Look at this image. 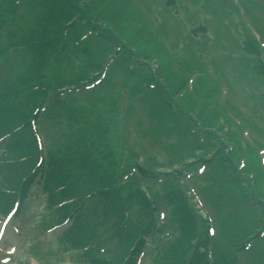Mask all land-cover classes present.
Here are the masks:
<instances>
[{"label":"rangeland","instance_id":"1","mask_svg":"<svg viewBox=\"0 0 264 264\" xmlns=\"http://www.w3.org/2000/svg\"><path fill=\"white\" fill-rule=\"evenodd\" d=\"M24 1H7L3 8L9 17L15 6L28 32L39 18ZM71 1L78 6L71 11L75 25L62 27L43 75L61 67L64 75L77 72L92 58L97 70L57 92L73 109L70 118L55 123L39 114L34 131L43 145L60 133L59 142L79 135L85 153L112 171L122 194L139 188L153 209H163L153 210V217L160 214V232L169 234L148 241L137 264H151L152 254L172 237L183 242L181 230L174 234L170 226L166 192H180L199 222L186 228L194 236L176 252L183 264H195L197 253L205 264H264V76L258 73L264 69V0ZM79 11L86 15L79 18ZM199 24L207 30L195 36L191 30ZM99 26L116 41L97 36ZM0 40L24 64L20 41L5 42V32ZM173 103L186 114L175 112ZM31 195L16 222L21 232L11 238L15 253L5 264H55L59 257L54 236L31 239L29 226L40 209L46 211L37 185ZM104 245L98 252L107 260ZM219 252L229 255L222 259Z\"/></svg>","mask_w":264,"mask_h":264},{"label":"trees","instance_id":"2","mask_svg":"<svg viewBox=\"0 0 264 264\" xmlns=\"http://www.w3.org/2000/svg\"><path fill=\"white\" fill-rule=\"evenodd\" d=\"M7 1L14 4V0H0V35L5 32V42L13 39L20 41L26 48V57L24 64H19L20 60L10 55L7 48L9 45L0 40V139L7 135L0 152L1 208L14 198L4 189L18 190L21 181L37 167L36 163L42 155L32 119H37L41 112L44 119L55 123L70 118L73 109L65 107V101L57 92L79 86L87 79L84 75L97 70V62L92 58L84 60L82 68L77 72L71 70L64 75L61 67L50 77L43 75L49 62L51 46L55 40H59L62 27L74 21L71 11L78 9V6L73 1L25 0L23 5L35 12L36 19L39 18L38 26L29 27L28 32L21 28L15 6L12 8L14 13L5 17L8 9H4L3 5ZM64 3H68L69 8ZM83 15L86 14L79 13V18ZM98 28L97 36L107 42L116 41L109 31L100 26ZM261 67L264 68V65ZM258 73L264 76V69ZM163 96L162 102L163 98L166 99ZM35 105L36 109L33 108ZM174 110L185 114L175 107ZM62 138L60 133L56 139L47 143V147L44 146L45 160L41 169L44 170L43 189L47 194V211L36 221L35 226L45 230L62 224L70 216L71 223L64 229L59 245V249L69 252L68 258L80 264H121L131 248L144 245L140 234L151 237L158 231L152 211H159L160 207L157 205L153 209L154 205L139 188L122 194L112 171L85 153L88 148L81 144L79 135L59 142ZM142 173L147 176L151 172L145 169ZM26 182L30 183L31 179L28 178ZM85 199L92 203L83 209L82 202ZM131 202L134 209L130 208ZM155 202L158 203V200ZM163 202L170 212V226L174 227V234L181 230L178 235L183 242H177V238L173 241V237L166 241L156 254H152L151 264H183L176 252L185 248L186 239L194 236L191 235L192 229L186 231V228H194L199 222L180 192H166ZM178 202L181 203L180 208ZM102 242L109 245L105 252L107 260L101 258L98 252L100 247L105 246ZM219 254L222 259L229 255ZM64 255H59V262L65 258ZM203 255H195V264H205L207 260ZM135 260L136 255L131 252L125 264H134Z\"/></svg>","mask_w":264,"mask_h":264},{"label":"water","instance_id":"3","mask_svg":"<svg viewBox=\"0 0 264 264\" xmlns=\"http://www.w3.org/2000/svg\"><path fill=\"white\" fill-rule=\"evenodd\" d=\"M206 30V27L202 24H200L198 27L191 30V33L194 35H197L199 32H204Z\"/></svg>","mask_w":264,"mask_h":264}]
</instances>
